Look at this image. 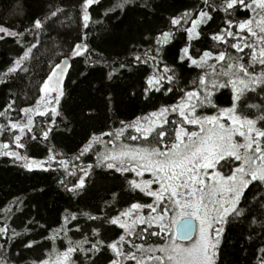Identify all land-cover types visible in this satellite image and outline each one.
Wrapping results in <instances>:
<instances>
[{
	"label": "trees",
	"instance_id": "trees-1",
	"mask_svg": "<svg viewBox=\"0 0 264 264\" xmlns=\"http://www.w3.org/2000/svg\"><path fill=\"white\" fill-rule=\"evenodd\" d=\"M257 1L255 7L264 9V5L260 6ZM113 2L103 0L91 12L90 27L87 30L93 59L99 54L127 62L129 71L121 73L113 83L108 84L102 79L103 69L90 71L84 67L83 60H70L71 68L66 80L61 74L66 69H58L45 81L51 69L63 59L61 53L67 54L77 36L85 33L80 27L81 20L77 11L79 0H0V28L10 24L12 28L9 31H16L15 39H0V75L7 68L16 70L15 74L0 77L9 81L0 84V104L15 101L0 117V205L8 201L0 208V221H9L10 227L22 234L16 239L13 248V253L19 252L20 255L13 256L10 264H41L43 260H52L55 264L57 256L68 246L67 239L75 244L85 236L89 237L90 243L99 239L112 243L119 235H126L125 241H130L132 245H123V251L127 253H131L139 244L155 247L160 242V233H154L157 225L143 226L140 223L128 235L125 234L127 230L107 224L110 217H115V222L126 229L124 220L118 219H122L134 204L151 203L153 191H157L160 186V179L148 170L141 171L139 179L135 180L137 174L133 171V154H128L130 158L123 157L118 155L117 150L133 149L142 144L157 149L161 154L168 153L174 146L175 128L183 125L189 132L197 126L196 123L188 124L190 121L187 123V118H191L188 111H185L187 107H191L194 114L199 116L217 114L228 108L226 106L233 96L239 99L246 87L254 85L255 79L246 72L260 71V65L251 69L249 62L250 56L253 60L264 59V14L254 20H247L253 16L252 13L235 12L234 9L227 12V6L232 0H206V3H202V0H148L153 12L137 8L125 19L118 20L115 16L106 17L103 14ZM18 3L23 5V16L17 15L18 10L13 8ZM57 7L66 11L49 23L46 30L30 29L23 32L25 26L30 25L31 17H42ZM216 8L221 10L216 11ZM173 18L179 22L178 27L170 24ZM226 19L233 20L232 28L224 23ZM236 20L255 27L252 32L249 29L247 32L240 31L235 26ZM164 32L171 33L168 43L157 45L156 39L163 41L167 38L163 37ZM197 32L200 34L198 39L195 38ZM213 35H216L215 40L211 38ZM188 37L193 39L189 40ZM37 44L38 47H34ZM30 47L33 51L29 59L22 58L23 52ZM183 47H190L187 55L197 60L203 56L204 51L221 58L211 65L196 61L198 67L192 66L187 57L184 62L179 60L180 56L185 55ZM238 49L244 50L241 52ZM133 55H140L141 61L131 60ZM229 65L232 66L231 71ZM59 72L57 93L63 84L62 101L58 96L53 100L51 91L45 87ZM82 72L90 74L84 79ZM169 75L173 77L171 82L167 80ZM149 78L151 84L147 85ZM258 79L264 83V75ZM42 82L43 94L40 93ZM95 84L100 87L95 88ZM221 85L224 90H221ZM151 87L161 90L145 91ZM235 89L239 91L235 92ZM260 91L259 94L248 93L238 105L237 111L255 121L264 116V100L261 99L264 97V89ZM213 93L217 94L209 99ZM106 96L112 97L111 101H107ZM190 96L191 103L188 100ZM213 100L218 107L208 106ZM247 105L258 107L249 108ZM57 112L59 115L55 117V128L49 132L52 129V114ZM89 112L93 114L88 115ZM139 120H147L150 125H154L149 135L138 129ZM260 128H264V124ZM44 133H48L47 140L42 138ZM93 135L99 137V140L93 142L92 155L76 159L83 144ZM32 136L36 139L33 140ZM97 153L100 154V160L106 163L100 168L93 166L90 170L91 176L86 180L84 195L67 191L83 175L82 168L88 171V165L95 164ZM49 155H55L56 160L52 162ZM20 157L25 159L21 160ZM33 158L45 161L49 158L51 170L29 171L22 167V164L39 167L40 161L30 160ZM61 160L66 167L59 163ZM227 160L222 161L223 165L228 162L223 168L232 162V159ZM108 164L113 165L115 170H104ZM45 167L48 165L45 164ZM16 196L21 200L27 199L22 206L23 212L15 215L13 209L4 216V208L11 207V200ZM248 197L258 199L245 214L233 217L229 230L223 236L225 246L220 251L221 264H255L252 257L255 245H249L245 236L264 230V209H261V204H264V188H253ZM166 206L169 207L168 202H162L161 212L165 211L163 207ZM119 210L122 213L117 216ZM85 212L102 215L104 218L90 221L83 215ZM71 214H76L78 219L66 224L63 218L69 216L70 219ZM253 215L259 228L252 229L250 225ZM74 227H79L81 231L69 230ZM61 228H64V232L60 233V238L50 240L49 237L60 232ZM93 228L100 231L99 237L91 236ZM143 235L147 236V240L141 239ZM261 239L264 237L257 238L256 243ZM32 241L36 242L35 247L23 248L25 242ZM90 243L85 244V250L90 247ZM108 255L105 251L93 262L77 252L72 255V259L75 264H108ZM168 259L165 258L166 264H169Z\"/></svg>",
	"mask_w": 264,
	"mask_h": 264
},
{
	"label": "rangeland",
	"instance_id": "rangeland-1",
	"mask_svg": "<svg viewBox=\"0 0 264 264\" xmlns=\"http://www.w3.org/2000/svg\"><path fill=\"white\" fill-rule=\"evenodd\" d=\"M257 3L262 6L264 0H258ZM199 21L200 18L197 23ZM253 27L250 23L241 25L242 29H249L250 32ZM220 58L207 53L197 61L211 65ZM59 78L60 72L46 83L50 94L53 90L58 92ZM188 100L190 102L192 97ZM185 111L191 116L187 118V123L190 121L188 124L196 123L197 126L189 132L183 125L175 128L174 146L168 153L161 154L157 149L142 144L133 149L117 150L119 156L130 158L128 154H133V171L137 174L135 180L144 170L152 171L160 179L159 189L153 191L151 203L134 204L122 219H118L124 220L125 234L133 232L140 223L158 226L154 233H160V242L155 247L151 246L148 252L137 251L138 247H148L139 244L131 252L135 253L139 264H160L161 260L166 264L165 258H169V264H214V246L220 242V237L215 233L217 222L223 232L228 213L235 209L249 177H264V164L256 162L259 157L250 163L243 159L239 167L234 163L236 158L230 166L223 168L228 162L222 165V161L227 160L221 157L239 155L240 140L248 147L250 153L246 155L256 153L258 145L264 144V140L260 139L264 128L258 127L254 119L240 114L235 106L214 115L208 113L207 116L194 114L191 107ZM137 125H140L138 129L143 130L145 135H149L154 126L147 120H139ZM162 202L169 204V207H163L164 212L160 208ZM187 216L196 219L197 231L192 241L182 243L176 239V225ZM157 248L163 249L162 253L156 254Z\"/></svg>",
	"mask_w": 264,
	"mask_h": 264
},
{
	"label": "snow or ice",
	"instance_id": "snow-or-ice-1",
	"mask_svg": "<svg viewBox=\"0 0 264 264\" xmlns=\"http://www.w3.org/2000/svg\"><path fill=\"white\" fill-rule=\"evenodd\" d=\"M103 3V0H79V7L77 9L79 13V19L81 20L80 27H82L85 30L84 34H79L77 38L73 41L71 44L67 54L64 52L61 53V56L63 59H60L58 64L51 69V71L48 73V76L45 77V81H47L48 77L52 75L53 72H56L58 69H66V71H63L61 74L64 77V80L67 79V73L71 68L70 60H83L84 61V67L89 68L90 71H95L96 69L100 68L103 69V75L102 79L105 83L111 84L113 81L120 77L121 73L129 71V68L127 66V62H121L118 60H112L110 57H104L100 56L99 54H96V59H93L92 56V50L90 48V43L88 41L87 37V30L90 27V20H91V12L98 6H100ZM202 3H206V0H202ZM14 9H17V15L23 16V5L18 3L13 6ZM137 8L142 9V10H147L148 12H153L154 9L149 5L148 0H143V2H140V0H114L112 4H110L104 11V15L106 17H117L118 20H123L125 19L130 12L135 11ZM235 10V12H250L253 14L251 18H248L247 20H254L257 18L259 15L264 14V9L256 8L255 7V0H232V3H229L227 6V12H231L232 10ZM220 8H216V11H220ZM223 12H225V9H223ZM66 9L57 7L54 10L44 14L42 17L41 16H36V17H31V23L30 25H26L25 28L23 29V32H27L30 29H36V30H46V26L51 23L56 17L60 16L62 13H64ZM185 15L187 12L184 13ZM211 19V17H210ZM178 21L176 18H173L170 20V24L173 26L178 27ZM224 23L228 25L229 28L233 27V20H225ZM243 21L241 20H236L235 26L238 27V29L241 31H248L247 29H241L239 25H241ZM10 28H12V25L7 24L3 26V28H0V39H15L16 37V31H9ZM225 29L222 30V32ZM239 31V32H240ZM187 32V29H186ZM237 32V34H239ZM163 37H167L163 41L160 39H156V44L160 45L161 43L167 44L168 43V38L171 35L170 32H164L162 33ZM231 37V33L229 34ZM188 36V35H187ZM200 34L197 32V35L195 38H199ZM213 40L216 39V35H213L211 37ZM145 39H149V37H145ZM189 40L193 39V37H188ZM220 41V40H217ZM226 43V41H221ZM39 44L35 45L34 47H38ZM235 48V45H233ZM244 49H238V51L243 52ZM33 51V48H29L26 52H23L22 58L24 59H29L30 53ZM135 52V48L132 50ZM182 52L185 53V55H182L179 57L180 62H184L185 58L190 61L192 66H197L196 61L197 59L193 58L191 55H187L190 52V47H183ZM209 51H204L203 55H207ZM87 54V55H86ZM212 57V56H211ZM209 57V58H211ZM202 57H200L201 59ZM216 58V57H215ZM243 59V57H241ZM131 60L134 61H141V56L140 55H133L131 57ZM144 63L146 64L147 61L145 60ZM260 65V71L259 72H252L246 74H250L254 79L255 83L254 85H249L246 87L240 94L239 99H236L235 96L231 98V102L228 106L226 107H233L234 105L237 106L238 110V105L240 104L241 101H243L244 97L248 93H256L259 94L261 92V89H264V83L259 82V76L264 75V59L261 60H253V58L250 56V62H249V68L255 69L256 65ZM198 67V66H197ZM232 70V66L229 65V71ZM25 72H27V68L24 69ZM167 71V69H166ZM16 70L7 68V70L0 75V77H6L10 76L11 74H15ZM90 72H82L81 76L82 78L86 79ZM227 75V73H225ZM167 80L171 82L173 80L172 76H167ZM9 81L6 79H0V84H6ZM147 85L151 84V79L149 78L147 80ZM195 84V82H192ZM95 88H99V84L94 85ZM43 88V82L41 84V92ZM160 91V88L157 87H151L146 88L145 91ZM221 90H224L223 85H221ZM217 93H213L212 97L209 99H213V97ZM42 96V95H41ZM57 96L59 99L62 101L64 92H63V84H61V90L59 93H57L55 90H53L52 93V99H56ZM105 99L107 101H111L112 97L106 96ZM264 100V97L261 98ZM11 103H15V101L9 100L3 104H0V117L3 116L4 112L9 109V105ZM209 107H218L217 105L214 104V100L212 104L208 105ZM249 108H254L258 106H253V105H247ZM15 111V109H13ZM21 113L23 114V109L20 110ZM88 115H92L93 113L89 112L87 113ZM59 113H53L52 114V119L50 120V123L52 124V129H49V132L52 131L55 128V117L58 116ZM256 124L258 127L261 126V124H264V116H261L256 119ZM15 131V129H13ZM108 135H111V133H108ZM42 138L47 140L48 139V133L42 134ZM32 139L35 140L36 137L32 136ZM261 140H264V131H262ZM99 140V137H96L95 135L91 136L88 141L83 144L82 149L80 150V155L76 157V159H80L81 156H86V155H92L91 149L94 146V141ZM22 147H24L22 145ZM264 153V144H259L258 145V150L256 153L251 154V155H246L244 159L248 161L249 163L253 160L259 157V159H256L257 163H260L264 161V155H261ZM49 158L54 162L56 160L55 155H49ZM48 158V160H49ZM21 160L25 159V157H20ZM29 159V158H28ZM227 160V158H225ZM240 158H236L237 162H239ZM32 161L39 160L40 165L39 167H32L29 164H22V167L28 169L29 171L33 170H40V171H50L51 166L48 164V160H41V159H30ZM60 164L65 165V162L63 160L59 161ZM106 163V161H101L100 160V154L97 153L95 156V164H89L88 165V171H84V169H81V172H83V175L78 179L77 182L74 183L73 187L70 189H66L69 192H75L78 193V195L83 196L85 193V190L87 188V183L86 180L91 176L90 170L93 168V166L100 168L102 164ZM45 164L48 165V167H45ZM237 167H239V163L237 164ZM106 171H113L115 170L113 165L108 164L107 167L104 169ZM72 175H75V173H72ZM61 184L64 183V181H60ZM261 187L264 188V177H256V178H251L249 177L247 187L244 188L243 194L240 196L239 201L236 204L235 209L228 213V219L227 222L224 223V229L223 232H221V229L219 227V222H217L216 227H215V233L217 236L220 237V244L218 246H214V251L215 255L217 257L215 264H221L219 260L220 256V251L221 249L225 246L223 236L227 233L229 230V226L233 221L234 216H242L245 214L247 209L251 207L252 204L256 202L258 197H253L249 198L248 193L255 187ZM113 199H115V194H113ZM25 200H21L19 196H16L12 198L11 200V207L9 208H4L3 215L6 216L7 213L12 212V210H15V215L20 214L23 212L24 208L23 203ZM19 201V203H17ZM8 201L4 202L2 205H0V208H3L4 204H7ZM261 209H264V204H261ZM122 213V210H119L117 213V216H120ZM84 216H87L90 221H95L97 219L103 220L102 215H90L89 213H83ZM13 219L15 216L13 215ZM78 217L76 214H71L70 219L69 216H65L63 218L64 222L66 224H70L71 222L77 221ZM32 221H26V223H31ZM111 226H117L119 229L126 231V229L115 222V217H110L108 220V223ZM250 225L253 228H259V225L257 224V220L255 218V215L252 216L251 223ZM41 227L47 228L46 225H41ZM74 231H81L79 227H74L72 229ZM64 232V228L60 229V232L56 233L54 236L49 237L50 240H56L60 238V233ZM100 231L96 228H93L91 230V236L92 237H99L100 236ZM22 234L17 233L14 228L10 227L9 221L5 222V219L0 221V264H10V261L13 256L19 257L20 253L16 252L13 253V248L15 247L16 239L20 237ZM159 235V233H157ZM264 237V230L257 231L254 234H249L245 236V240L249 245H255L252 250V257L253 261L255 264H264V239H261L259 243H256L257 238ZM65 239L67 237L65 236ZM142 240H147V236L144 235L141 237ZM90 243L89 237L85 236L83 240L76 241L75 244H73V241L71 239H67V247L66 250L63 251L61 254L57 256L59 259H55V264H75V261L72 259V255L74 253L79 252L82 256L88 257L91 261H95L100 255L104 254L105 251L109 253L108 255V264H139V261L135 257V253H127L123 251V245L125 243H128L131 245L130 241H125V236L119 235L118 238L116 239L115 242L112 243H105L102 239L96 240L95 242L90 243V247L85 250V244ZM99 245V247H98ZM24 249H31L36 246V242H25L23 245ZM132 247V245H131ZM130 247V248H131ZM151 246L149 245L148 247L144 248H137V251H143V252H148L150 250ZM114 249H120V251H114ZM163 249L157 248L156 249V254L157 253H162ZM211 255V253H210ZM123 257V259H121ZM41 264H53L52 260H43ZM160 264H163V260L160 261Z\"/></svg>",
	"mask_w": 264,
	"mask_h": 264
},
{
	"label": "water",
	"instance_id": "water-1",
	"mask_svg": "<svg viewBox=\"0 0 264 264\" xmlns=\"http://www.w3.org/2000/svg\"><path fill=\"white\" fill-rule=\"evenodd\" d=\"M70 62V61H69ZM65 70V69H64ZM264 164V161H262ZM197 221L195 218L183 217L176 225V239L182 243L192 241L196 235Z\"/></svg>",
	"mask_w": 264,
	"mask_h": 264
},
{
	"label": "flooded vegetation",
	"instance_id": "flooded-vegetation-1",
	"mask_svg": "<svg viewBox=\"0 0 264 264\" xmlns=\"http://www.w3.org/2000/svg\"><path fill=\"white\" fill-rule=\"evenodd\" d=\"M237 109V108H236ZM239 136V135H238ZM242 137V136H241ZM238 145L240 146L239 148V155L237 156V157H235V156H223V157H221V158H229V159H234V158H240L239 159V162H237V160L235 159V161H234V163H236V165L238 164V163H240L241 161L243 162V159H244V157L246 156V153H250L249 151H248V147H247V145H245L241 140H240V142L238 143ZM203 158V157H202ZM225 161V160H224ZM228 161V160H227ZM217 164H218V162H217ZM231 164V163H230ZM223 165V164H222ZM230 166V165H229ZM220 167V166H219ZM243 194V192L240 194V195H242ZM145 224H143V226H144ZM146 228V227H145ZM129 235V234H128Z\"/></svg>",
	"mask_w": 264,
	"mask_h": 264
}]
</instances>
